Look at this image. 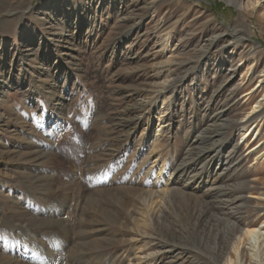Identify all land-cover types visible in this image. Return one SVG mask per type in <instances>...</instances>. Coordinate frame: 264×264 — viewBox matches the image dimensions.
I'll list each match as a JSON object with an SVG mask.
<instances>
[{"label":"rangeland","instance_id":"obj_1","mask_svg":"<svg viewBox=\"0 0 264 264\" xmlns=\"http://www.w3.org/2000/svg\"><path fill=\"white\" fill-rule=\"evenodd\" d=\"M227 1L141 0L139 7L133 9L136 0H0V87H9L6 96L0 95V180L11 189V192L4 193L0 190V208L11 209L13 200L15 203L19 201L16 205L22 206L32 202L40 208L44 207V211L47 202L58 203V199L62 206L71 199L74 204H86L100 197L85 196L82 192L90 190L89 187L96 180L101 184L107 183L112 173L120 174V178L137 177L149 185L145 177L148 169L140 164L142 159L149 157V151L142 147L143 143H138L142 132L131 143H127L124 141V130L113 124L114 119L119 120L122 115L126 118L127 108H134L138 97L151 98L155 94L154 84L162 63L155 55L159 49L158 39L171 29L174 42H178L182 36L185 38L177 44V49L180 48L177 53L179 56H176L177 63L173 64L171 71L172 80L176 81L172 86L177 90L173 93L175 97L171 95L174 100L170 103L171 109L175 107L177 112L169 145L160 152L165 166L183 171L180 175H183L181 178L185 182H189L190 178L208 181L207 176L200 175L205 169L202 168L203 164H199L201 157L198 151L211 147V143H214L211 137L217 136L219 144L215 147L216 159L225 160L224 164L229 162L228 167H231V160L227 158V151L222 153V146L233 140L239 143L240 151L233 154L232 159L235 160L237 155L246 159L248 180L258 177L260 183L255 192L264 194V110L243 129L253 132L247 146L243 143L242 129L231 124L241 120L256 105L264 104V23L259 22H264L261 16L264 8L254 9L249 7V0H243V8L239 10ZM200 14L210 16L213 20H201ZM127 17L130 19L125 20ZM161 19L165 20L164 28L156 26V21ZM74 20L75 25L72 24ZM60 21L65 25L60 26ZM80 24H83L82 28L78 31L76 28L74 32V28ZM134 25L139 27L128 37L126 33ZM235 26L246 27L247 35L243 43L238 45L231 41L229 50H224L222 46L203 49L202 45L207 39L223 34L226 37L227 28ZM69 30L75 33L72 37L67 34L60 38L62 31ZM227 37L224 39L225 44L229 43ZM119 42L121 48L117 50ZM27 45L33 47V55L24 52L29 51ZM206 53L209 58H205ZM46 64L51 67H44ZM224 64L227 66L223 67ZM230 65H238L239 70L228 81L226 70ZM46 69L50 72L48 77L44 73ZM54 81L58 87L53 91L54 88L50 86ZM43 88L56 95L63 94L56 96V99L64 100L65 107L61 116L56 113V108L61 109L63 104L51 95L48 96L47 91L44 92L46 96L42 95ZM248 92L255 94V98L251 99V94L246 97ZM171 97H168V101ZM55 115L61 123V131L56 129L52 121ZM119 138L121 141L124 139L121 144L116 143ZM115 147H120L121 153L115 152ZM138 153L144 155L141 160ZM223 156L225 159L221 158ZM130 160L132 165L130 162L129 166L127 163ZM7 165L38 166L41 171L37 177L30 178L27 171L7 172L9 176H5ZM233 171L231 169L227 173L219 187L223 192L233 191L237 194L241 182L235 180L236 174ZM17 189L22 191L18 194ZM141 189L136 186L128 190L129 207L144 206L143 198H139L144 195L143 191L149 189ZM48 192L50 196H46ZM104 194L106 197L107 193ZM222 194L212 190L206 201L214 203L217 209L221 208L224 202H228ZM200 195L196 192V196ZM192 198L195 197H191V201ZM187 200L186 197L173 200L179 206V219L172 211L171 225L165 226V229L164 226L160 227L161 232L158 233L152 230L154 235L144 240L149 243L145 248L152 245L151 240L158 247L160 242L163 244L170 238L176 244H181L178 247L182 251L192 254L188 259L180 256L183 264H191L192 261L197 264H215L210 255L222 254L224 241L217 237L216 230L210 232L207 229L209 223L215 224L223 218V214L219 210L211 211L214 221L204 218L200 224H196L189 216ZM196 202L199 206L203 205L201 200L192 201L193 204ZM218 203H221L220 207ZM116 205L112 207L114 211H111L113 219H103L101 224L104 236H109L103 238L99 247L92 252L106 260L113 258L118 263L125 261L126 264H134L131 244L128 243L134 232L131 227L123 224L126 222L125 212ZM241 208L246 224L255 223L254 226L251 224L253 229L264 224V202L249 200ZM53 210L55 208L51 212ZM41 213L38 216L43 219ZM69 216V220L76 223L74 228L77 231L79 216L76 211ZM41 218L34 221L38 226L35 232L20 233L19 240L26 236L31 238L30 241L25 239L24 246L36 243L37 233L51 236L47 232L52 229L45 228L47 224ZM184 220V224L190 226H183L184 231H181L176 228L179 226L177 223ZM186 226L190 227L189 230ZM6 231L7 234L13 233ZM72 239L75 244L77 238L72 236ZM261 239L254 237L249 244L244 245V257L233 255L235 264H264V236ZM2 240L10 244V239ZM219 243L222 244L218 250ZM143 244L139 242L140 250ZM50 245L36 247L40 260L43 264H58L51 255L50 248L53 245ZM220 257L223 261L227 258ZM160 262L164 264L169 261L162 257Z\"/></svg>","mask_w":264,"mask_h":264},{"label":"bare ground","instance_id":"obj_2","mask_svg":"<svg viewBox=\"0 0 264 264\" xmlns=\"http://www.w3.org/2000/svg\"><path fill=\"white\" fill-rule=\"evenodd\" d=\"M153 1H157V0H153ZM249 1H250L249 7H253L254 9L264 8V0H255L254 3H252V0ZM227 2L228 4L235 6L239 10L243 8V0H228ZM140 4H141V0H136L132 8L133 9L138 8ZM261 16L264 17V13H262ZM124 19L126 20L130 18L127 17ZM199 19L201 20L207 19V21L211 22L212 18L210 16L205 17L200 14ZM75 21L76 20L72 21L73 25L76 24ZM164 21L163 19L156 21L157 24L156 26L159 28H164V26L166 25ZM259 22L260 24L264 23L262 21ZM58 23L60 26L65 25L62 21ZM82 25L83 24L76 26L74 28V32L76 28L77 31L80 30L82 28L81 27ZM138 27L139 25L136 26L134 25L131 28L130 32L128 31L126 35L130 37V35L133 34L135 30L137 31ZM69 29L71 30V27ZM167 29L168 28H166V30ZM70 30L67 32L62 31V35L60 36V38H63L67 34H69L72 37L74 32L72 33V31L70 32ZM245 30L246 27H236V26L229 27L227 28L226 31L228 36V37L226 36L227 40L229 39L228 44H225L224 42L225 41L224 39H226V37L223 36L224 34L221 35L219 33V35L221 36L210 37L205 41V44L202 45V47L203 49L206 48L209 49L212 46L216 48L222 46L224 50H229L231 41L238 43V45L243 43V39L245 38V35H247L245 33L246 32ZM173 36L174 33L173 30L171 29L164 32V34H162L158 39L157 46L159 49L155 55L156 57H159L162 60V63L159 74L157 75V79H156L157 82H155L154 84L156 87L154 92L155 94L151 95V98H148L149 96L147 98L146 97L143 98L141 96L140 99H138L139 98L138 97L135 107L131 108L133 107L131 106L127 108L126 118L123 117L122 115L121 118H119V120L114 119V124H113V126L116 124V128L124 130L123 132L125 134V140L122 139L121 141L120 138L117 139L116 143L118 144H121L123 140L127 143H131L135 139L137 134H139V132H142L141 135L139 136L138 143H143L142 147H145L146 150L149 151L148 152L149 157L146 156V158L142 159V157L146 155L143 153V151L141 152L144 155L138 153V157L139 160L142 159L141 162L139 161L142 167L144 166L146 170L148 169L147 172L145 173L146 174L145 177L148 178L149 185H145V181L137 177H133L131 179L126 177L120 178L119 176L120 174L112 173L109 176L107 183L101 184L99 181L96 180L95 181L96 183L94 185L92 184V186L89 187L90 190L87 189L88 191L84 190L85 192L84 193L82 192V194L83 195L85 194V196L90 195V196L100 197V198L93 197L94 199L87 201L86 204H80V203L74 204L75 203L74 200L71 199L67 202L66 205L62 206L60 200L58 199V203L56 202L57 204L55 203V201H53V203L51 202L52 204L50 202H47L46 211H44L43 210L44 207L40 208L37 205H34L32 202H27L25 203V206H22L19 204L16 205V203H19V201L15 203V201L13 200L12 204L14 206L12 205L11 209L8 208L5 209L6 207L0 208V216L3 217V219L0 220V264H43L40 260L36 247H44L45 244L53 245V246L50 245L51 255L54 257L55 260L58 261V264H107V263L126 264L125 261H121L119 263L118 261L115 262L113 261L114 260L113 258L106 260L105 258L101 257L99 254H96V252H92L93 250L95 251V249L99 247V244L102 242L103 238L109 236L106 234L104 236V230H102V228L104 227H102L103 225L101 226V224H103V219L106 220L113 219L111 218V214H112L111 211H114L112 207L115 204H118L122 208V210H124L123 212H125L126 222L123 224L127 225L128 227H131L130 229L134 232L130 240L128 241V243L131 244V249H132L131 255L133 257L132 261L134 262V264H162L160 262L162 257H166L167 260L169 261L164 264H183V261H181L180 256H186L188 259V257H190V255L192 254L188 251H182L178 247L181 244L178 243L176 244L175 241H171L169 238L166 239L165 240L166 242H163V244L160 242L161 245L158 247L155 246L157 243L154 245L153 241L151 240L152 245L145 248V246L148 245L149 243L144 241L145 239H149L148 237H152V234L154 235L152 230H155L158 233L161 232L159 231L160 227L164 226L163 229H165V226L171 225L170 223V221L172 220L171 212L173 211V213L176 215L179 214L178 212L179 206L176 205L173 202V200L176 198H183V197H186L188 199L187 200L189 202L188 211L190 213L189 216L194 220L196 224L197 223L200 224L204 218H206L207 220L208 219L212 220L213 217L211 215V211L219 210V212H222L223 214V216L221 215L223 218L217 220L215 224L209 223L208 224L209 228L207 229L210 232L216 230L217 237L219 236V238L224 241L222 254L216 253V255L214 254L210 255V258L215 261V264H235L233 255L234 256L241 255L244 257L245 256L244 245L249 244L251 239L252 238L254 239V237H256L258 240L263 238L264 224L260 228L253 229L251 227V224L252 226H254L255 223L252 222L246 224L247 221L245 220L243 216L244 214L242 213V208H241L242 204L247 203V201L249 200L259 201L263 203L264 194H258L255 192L256 189H258L257 188L258 184L260 183L258 177H255L253 180L250 181L248 180L249 171L248 170L246 171L245 169L246 159L242 158L239 155L235 157V160L232 159L233 157L232 155L235 153H239L240 151L239 143L237 144L236 142L231 140L228 144L222 146V153L227 151L226 152L228 153L227 158L231 160V167H228V165H230L229 162H227V164H224L225 160L222 161L216 159L217 150L215 149V147L219 144L218 140H216L217 136L211 137V142L212 141L214 142L211 143L212 144L211 147L209 146V148L208 147L203 148L198 151V154L201 157L199 164L200 165L203 164L204 167L202 168L205 169V170L203 169L205 172L200 175L207 176L209 178L208 181H200V178H195L193 180L190 178L191 180L189 179V182H185L186 180L184 181L181 178L183 175L182 174L180 175V173L183 171L180 172L174 168L171 169V167L167 168V166H165V160H163V157L161 158L162 155L160 152L164 150V147L169 145L168 144L169 136L172 132V127L174 126L173 122L175 120V113L177 112V111L175 112V107L171 109V103L174 100V98H172L171 95L175 97L176 95L175 94L173 95V93L175 92V90H177L176 87L172 86V84L175 83L176 81L172 80L173 77L171 76H173V74H171V71L173 64L176 62V58L179 56V54L177 53L180 48L177 49L178 46L177 44L178 42H181L183 40V37L185 38V36H182L179 38L178 42L177 40L176 42H174ZM27 47L29 51H24V52H28L29 55H33V47L31 45H27ZM120 48H121V42H119L116 46L117 50H119ZM180 54H183V52ZM205 58H209L208 53H206ZM55 62H59V60H56ZM38 64L40 65V63ZM226 66H227L226 64L223 65V67ZM44 67L50 68L51 66L46 64ZM238 70H239L238 65L237 66L230 65V67L229 66L227 67L226 71H228L227 74L228 81L232 80L235 77ZM44 73L45 75H47V77L50 75L48 69L44 70ZM0 77H2L1 71H0ZM171 86L173 87V90ZM50 87H53L54 88L53 91H54L58 87V84L54 81V84L51 85ZM2 88L0 87V92H1L0 95L3 94V96H6L9 87L6 86L5 89ZM42 90H43L42 95L46 96L44 92L47 91V88H43ZM53 91L52 92L47 91L49 93L48 96L51 95L56 99V96L63 95L62 93L61 94L57 93L56 95L53 93ZM250 94L251 93L248 92L246 94V97H248L247 95ZM169 96L172 99L170 98V100L168 101ZM255 96H256L255 94H251L250 98L254 99ZM56 101L63 104L61 109L56 108V113L61 116L65 107L64 100L62 98L60 100L56 99ZM263 107H264L263 103H260V105H256L254 108L250 109V111L246 112V114L241 120L239 121L235 120L233 123H231L232 126H236L238 129L241 128L242 130L245 129L246 126L249 124V122L255 119V116L264 110ZM223 114L225 113L223 112ZM219 115H221V113ZM52 121L55 122L54 126L56 127V129L58 131L59 130L61 131L62 126L61 123H59V119L56 117V115L52 117ZM242 130L240 132L243 133L242 135L244 141L243 143H245V145L247 146L249 144L248 141L253 132L250 133V129L243 131ZM115 148H116L115 152L121 153L122 149L120 147H115ZM43 156L44 155H42V157ZM221 158H224V156ZM131 160L127 163L128 165L130 164V162L132 165ZM7 167H8V171L6 170L5 176L8 175L7 172L27 171L28 177L30 178V177H37L41 171L39 170L38 166L31 167L29 165H24L22 167H15V166L12 167L10 165H7ZM132 167L135 168L134 166ZM189 168L191 169L192 167L190 166ZM231 169H233L234 170L233 173L236 174V177H234L235 180L241 182L237 194L233 193V191L223 192L220 189L221 187H219V183L222 184L224 178ZM2 183L3 182H1L0 180L1 193H4L5 191L11 192V189L5 187L6 185ZM136 186L142 187V189L144 187H147L149 189V191L147 189L146 192L143 191L144 195L139 198V199L143 198V202H144V206L140 208L135 207V205L129 207L128 206L129 203H127L128 190H133V187ZM212 190H216L217 194L224 193L222 194V197L224 198V200L225 199L228 200V202L223 201L225 210L223 209L224 206L217 209L214 206L215 205L214 203L211 204V202L206 201V198L208 197V195L211 193ZM17 191L19 194L22 190L17 189ZM196 192H199L202 195L196 196ZM104 193H107L106 197L104 196L105 195ZM50 194L47 195L46 193V196H50ZM55 195H57V193ZM191 197H195L192 198L194 201H197V199L201 200V202H203V205L201 206L197 205L198 202H196V204H193L192 203L193 200L192 201L190 200ZM20 198L21 197L19 198L15 197V199H20ZM108 199H111L115 202H111ZM48 200L51 201L53 199L49 198ZM53 205L55 210L51 212V210L54 209L52 207ZM220 205L221 203H218L219 207ZM23 210H25L26 213ZM6 211H8L9 213H6ZM73 211H76L77 215L79 216L78 217L79 219L77 221L79 223V228L77 229V231L74 228L76 223L72 222V220H69V218H71L69 215ZM40 212H42L41 216L43 217V219L41 217L40 218L42 220H45L47 224L45 228L50 230L52 229L51 232L50 231L47 232V234L49 233V235L51 236H43L41 235V233H37L38 236L35 237L36 243L32 242L30 245L24 246L25 239L30 241L31 238L29 239V237L26 236L24 237L23 240H19V237L21 236L20 233H22L23 235V233L27 231L31 233L37 230L38 226L37 224H35L37 222L34 221L40 219L38 216V213ZM197 212L199 213L197 214ZM36 215L38 218L36 217ZM177 219H179V216ZM184 223L185 220L184 222L177 223V225L179 226L180 224L182 225L181 227L178 226L176 228H178L181 231H184L183 226L185 225L190 226L189 224H184ZM188 226H186V228ZM189 228L190 227H188L187 230H189ZM6 230H9L10 232L13 231V233L7 234ZM5 231H6V235L4 233ZM72 236L77 238V242L75 244L73 242ZM2 238L10 239V244H6L5 242L7 241V239L6 241H3ZM141 241L144 244L143 247H141L142 249L140 250L138 246H139V242ZM198 244L200 245L199 241ZM221 244L222 243L218 244V248H217L218 250L221 247ZM230 246H231V252H229ZM147 250H149V253ZM50 251L48 252L50 253ZM164 254L166 256H164ZM220 256L223 257L226 256L227 258L224 259L223 261V258ZM197 263L196 261H192L191 264H197Z\"/></svg>","mask_w":264,"mask_h":264}]
</instances>
